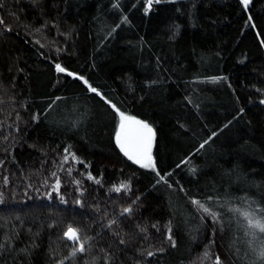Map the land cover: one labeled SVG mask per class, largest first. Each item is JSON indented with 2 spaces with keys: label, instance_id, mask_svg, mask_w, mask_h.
I'll return each mask as SVG.
<instances>
[{
  "label": "trees",
  "instance_id": "1",
  "mask_svg": "<svg viewBox=\"0 0 264 264\" xmlns=\"http://www.w3.org/2000/svg\"><path fill=\"white\" fill-rule=\"evenodd\" d=\"M40 4L4 0L0 8V17L11 26L8 31L0 25V244L5 245L0 264H55L70 251L71 242L63 238L70 223L93 237L91 252L80 254L75 264L103 257L101 249L113 253L111 264H213L201 255L212 239V256L220 254L226 264H246L241 243L229 250L235 224L226 209H215L224 216L213 237L211 218L201 222V213L175 182L198 199L227 193L259 201L264 196V0H252L247 11L240 0H153L147 13L146 0ZM249 12L256 27L245 24ZM123 15L128 22H121ZM115 23L121 27L104 39ZM55 63L85 75L118 106L153 125V155L159 168L173 173L174 187L156 184L152 170L119 151L110 109L78 78L58 73ZM212 76L221 79H206ZM151 80L158 83H146ZM58 96L62 99L45 111ZM241 107L245 111L237 116ZM34 115L39 119L33 120ZM229 120L214 143L190 157V164L176 167L200 139ZM69 145L79 161H62ZM191 165L197 166L196 175L188 171ZM234 165L239 180L228 172ZM52 172L61 180L67 203L53 190ZM88 172L96 179H89ZM126 181L130 189L113 190ZM45 191H52V199ZM137 196L141 199L133 215L125 214L114 226L119 237L103 227ZM76 198L82 205L73 203ZM169 228L176 247L167 240ZM121 237L128 243L119 244ZM25 247L31 256L21 251ZM160 247L163 253L156 251ZM147 251L154 254L147 256Z\"/></svg>",
  "mask_w": 264,
  "mask_h": 264
},
{
  "label": "snow or ice",
  "instance_id": "2",
  "mask_svg": "<svg viewBox=\"0 0 264 264\" xmlns=\"http://www.w3.org/2000/svg\"><path fill=\"white\" fill-rule=\"evenodd\" d=\"M32 5L35 7H41L40 0H31ZM162 0H155V3L159 4ZM171 3H175V0H169ZM252 0H240V4L242 5V9L247 11L250 7ZM153 3V0H146V6L144 8L145 13L149 11ZM195 6V5H194ZM4 7V0H0V8ZM113 7L119 8L120 4L118 2H114ZM135 7V5H133ZM179 11V9H178ZM11 15H16L15 12L11 13ZM121 22H128L127 15L121 16ZM55 24V21L52 22ZM251 23L252 27H256V24L253 20L252 14L249 12L248 18L245 21V24ZM45 25H41V27H45ZM0 25H4L8 31H11V26L8 25L3 17H0ZM121 27V23H115L111 26V29L107 32L104 39L113 36V34ZM39 31V29H36ZM59 31V29H58ZM67 35V34H66ZM39 43V41H37ZM103 43V41H101ZM264 44V40L261 41ZM57 51H60L57 49ZM43 55V53H41ZM159 67V64L157 65ZM55 69L58 73H66L68 76L78 78L79 81L86 86V89L89 93L94 94L95 97L99 98L102 106L110 109V115L112 118L113 125V138L115 141V145L118 147L119 151L127 157L129 161H132L134 164L139 165L141 168L152 170L155 175L158 177L156 184H160L161 182L167 184L169 188L174 187V184L171 181V177L173 175L172 172L164 171L158 167V162L156 157L153 155V144L156 137V131L151 123H149L146 119H141L137 115H132L127 110L123 109L121 106H118L116 102L112 98H110L102 89L98 86H94V84L87 78L85 75L79 74L76 71H72L67 67L62 66L60 63H55ZM19 71H23V69H19ZM208 80L217 81L220 80L219 76L206 77ZM223 79H227V77H223ZM148 84H156L158 81L151 80L147 81ZM62 99V97H56L51 103L48 104L47 109H53V106L56 104V101ZM143 99V97H141ZM188 100V103L193 104L195 108H199V104L194 103L192 99L189 97H185ZM261 104H264V98L260 100ZM245 109L241 107L237 116L243 113ZM33 120H38L39 116H33ZM235 119V117L233 118ZM232 123L229 120L225 123L221 128H217L210 131V134L206 135V138H202L198 141V146L194 147L191 152H189L188 156H185L184 159L180 161V164L176 165L177 168L180 165L190 164V157L194 154H199L210 142L214 143V138L218 136L220 132H222L223 128H227ZM72 127H76V123L73 122ZM5 140L8 139L7 136L4 137ZM14 146V145H13ZM35 147V145H31ZM71 146L64 148V153L62 157V161H68L69 157L72 160L79 161L80 157L77 156L75 152L70 151ZM4 160L0 159V164H3ZM63 167V164L60 165ZM188 171L193 175L197 173V166L191 165L188 168ZM71 169H69V173ZM229 174H235L236 179H241L239 170L237 166H233L232 169L228 170ZM51 175L55 177L53 190L60 198L61 203H67V200L60 193L61 180L57 176L56 172H52ZM89 179H96L91 172L87 173ZM8 177H4L5 183H7ZM100 181L97 180V183ZM42 183H47V179L45 178ZM77 185L80 184V181H75ZM130 182H121L119 185H113L112 188L115 192H121L122 189H130ZM175 186L179 188V191L184 192L185 195L188 196V200L192 205L196 207V211L200 214V221L204 222L206 217H210L212 221V233L213 237L216 235V227L215 224L219 221L221 225H223L222 217L224 213L221 211L215 210L217 207L224 208L227 211L228 218L230 221L235 224V232L233 233V239L229 242V250L235 247L237 243H241L244 246V258L246 260V264H264V196L258 201L255 198L245 195L244 197H233L229 194H225L224 196L220 195H207L203 199H198L194 195H190L188 190L184 187L183 184H180L179 181L175 182ZM29 188H32L33 185L31 183L28 184ZM35 191H39L38 188ZM77 191L82 192L83 189L77 188ZM44 195L49 199H52V191H45ZM142 195V194H141ZM141 199L140 196H137L135 200L132 201L127 207L122 208V212L119 214V217H112L107 219V223L103 225L104 228L109 229L113 232V235L119 237L120 232L114 229V226L118 224L120 219H123L124 215L127 214L129 217L133 215V206ZM237 200L240 203H233L232 201ZM0 202H3V193H0ZM215 202V203H210ZM76 205H82V201L79 198H76L73 201ZM99 210V209H97ZM107 215V214H105ZM104 219V217H101ZM55 223V221H54ZM51 227V225H49ZM140 232H146L147 229L137 225ZM153 227H157V225H153ZM31 231V229H29ZM237 234H242L243 239H239ZM18 235V233H17ZM129 234L125 233L127 237ZM63 238H66L67 241L71 242V248L67 255H64L61 259H57L55 264H66V262L72 261L73 264L78 259L80 254H85L87 257L91 252L92 244L90 243L93 239L91 236H87L84 229L73 226L71 223L67 226L66 230L63 232ZM147 238V237H145ZM5 239H9L6 235ZM168 242L172 247L177 246V240L174 238V234L171 228L168 230L167 236ZM128 243V239L121 237L119 239V244L124 245ZM215 244V239L209 241L208 244L205 245L204 250L202 252L203 259H212L213 264H226L225 260L222 258L220 254L211 255L210 249ZM5 247L4 244H0V249ZM21 251L27 253L31 256V252L27 247L21 249ZM102 252L105 253L103 257L98 255H93L85 259V264H100V261L103 260L105 264H111L113 260V253L108 249H101ZM156 251L163 253L165 251L164 247H160L156 249ZM236 253L241 251L240 248L235 249ZM55 253H53L54 255ZM153 251H147V256H152ZM136 264H140V261H137ZM235 264V262H233Z\"/></svg>",
  "mask_w": 264,
  "mask_h": 264
},
{
  "label": "rangeland",
  "instance_id": "3",
  "mask_svg": "<svg viewBox=\"0 0 264 264\" xmlns=\"http://www.w3.org/2000/svg\"><path fill=\"white\" fill-rule=\"evenodd\" d=\"M154 145V144H153ZM196 208V207H195Z\"/></svg>",
  "mask_w": 264,
  "mask_h": 264
}]
</instances>
